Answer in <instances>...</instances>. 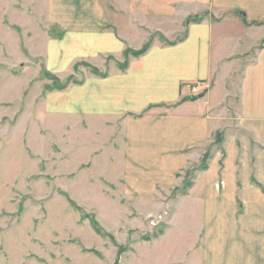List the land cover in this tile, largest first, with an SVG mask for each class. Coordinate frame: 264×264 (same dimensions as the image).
<instances>
[{"label": "crops", "instance_id": "obj_1", "mask_svg": "<svg viewBox=\"0 0 264 264\" xmlns=\"http://www.w3.org/2000/svg\"><path fill=\"white\" fill-rule=\"evenodd\" d=\"M35 4L40 27L63 34L61 39L47 35V67L63 70L82 60L99 72L69 86L76 99L62 105L64 115L78 119L83 148L92 146L98 152L95 157L106 158L132 190L152 196L160 185L179 186V173L190 160L198 162L203 156L198 146H214L223 124L218 111L224 112L228 93L213 87L206 93L200 87L193 91L191 86L224 76L228 58L235 55L231 42L221 35L230 24L218 20H234L237 15L264 31L257 24L264 22V0H37ZM183 29L179 40L152 42L143 53L134 54L151 32L172 40ZM239 86L235 117L225 113V124L234 129L223 136V151L215 148L188 192L180 194L203 207L197 243L181 248L190 249L198 264H264V152L258 148L255 162L260 184L250 182L241 170L247 156L246 133L255 146L264 144V47L242 68ZM239 205L251 214H240ZM251 217L249 229L244 223Z\"/></svg>", "mask_w": 264, "mask_h": 264}, {"label": "rangeland", "instance_id": "obj_2", "mask_svg": "<svg viewBox=\"0 0 264 264\" xmlns=\"http://www.w3.org/2000/svg\"><path fill=\"white\" fill-rule=\"evenodd\" d=\"M35 1L0 0V264H198L190 249L181 248L197 243L203 207L180 194L207 167L214 149L223 151L221 140L234 129L225 124V116L235 117L242 68L264 47L263 29L237 15L218 20L230 24L221 35L235 55L228 58L224 76L214 83H196L204 93L211 87L228 93L224 112L217 108L223 124L216 144L198 146L203 156L179 173V186L160 185L150 196L130 189L106 158L95 157L92 146L80 144L84 135L79 134L78 119L64 115L62 105L76 99L69 86L99 72L82 60L63 70L47 67V35L61 39L63 34L40 27ZM184 33L176 31L168 40L151 32L141 49L179 40ZM246 135L241 170L250 182L260 184L255 162L264 144L255 146ZM238 211L251 214L243 206ZM251 221L245 227L252 228Z\"/></svg>", "mask_w": 264, "mask_h": 264}, {"label": "built area", "instance_id": "obj_3", "mask_svg": "<svg viewBox=\"0 0 264 264\" xmlns=\"http://www.w3.org/2000/svg\"><path fill=\"white\" fill-rule=\"evenodd\" d=\"M197 89H199V85L198 84L192 85V90L193 91H196Z\"/></svg>", "mask_w": 264, "mask_h": 264}, {"label": "trees", "instance_id": "obj_4", "mask_svg": "<svg viewBox=\"0 0 264 264\" xmlns=\"http://www.w3.org/2000/svg\"><path fill=\"white\" fill-rule=\"evenodd\" d=\"M146 48V47H145ZM145 48H143L142 50H140V51H138V52H135L134 54H141V53H143L146 49Z\"/></svg>", "mask_w": 264, "mask_h": 264}]
</instances>
